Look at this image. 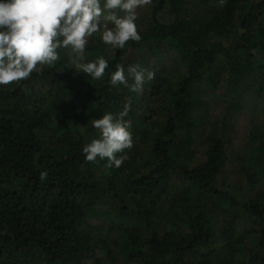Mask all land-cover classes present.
I'll use <instances>...</instances> for the list:
<instances>
[{
	"label": "trees",
	"instance_id": "16d2710c",
	"mask_svg": "<svg viewBox=\"0 0 264 264\" xmlns=\"http://www.w3.org/2000/svg\"><path fill=\"white\" fill-rule=\"evenodd\" d=\"M164 10L171 20L161 18ZM138 31L141 40L130 46L144 44L154 56L169 46L187 72L178 81L165 74L148 81L138 94L147 103L145 113L128 97L129 88L111 86L119 63L94 41L85 62L100 56L108 61L101 80L69 68V50L61 48L54 66L0 86V264H104L98 249L107 241L88 218L102 188L83 153L88 141L51 127L60 110L73 109L91 126L106 113L119 118L129 101L123 119L131 120L154 159L137 176L113 168L108 178L110 209L103 220L126 234L121 247L128 258L135 264H228L236 251H249L251 264H264V187L240 199L220 186L230 125L224 120L220 128L207 129L196 111L198 85L217 63L228 93L241 95L248 86L264 92V0H152L148 23ZM200 134L206 157L192 163ZM42 171L48 173L45 181L39 179ZM176 173L183 183L172 202L183 210L175 211L177 225L161 232L153 227L157 196ZM252 176L264 183V173ZM246 217L256 225L251 231L240 225ZM220 239L223 244L215 246ZM220 247L230 249L222 258Z\"/></svg>",
	"mask_w": 264,
	"mask_h": 264
},
{
	"label": "rangeland",
	"instance_id": "374dc122",
	"mask_svg": "<svg viewBox=\"0 0 264 264\" xmlns=\"http://www.w3.org/2000/svg\"><path fill=\"white\" fill-rule=\"evenodd\" d=\"M151 5L152 3L137 9L138 19L136 23L138 28L144 29L146 27L151 12ZM119 14L123 15L122 12ZM160 16L165 21L173 18V15L168 10H164ZM91 41H94L99 46V51L104 49L105 56L121 65L124 62L123 67H125L126 74L128 67L135 64H139L142 68L154 72L155 77L159 74H165L171 81H178L187 73L186 65L180 54L169 48V46H164L158 55L154 56L144 44L132 47L128 42L123 49H112L103 43L99 34H94L89 38L88 46ZM88 46L85 53L89 52ZM215 79L218 85H216ZM225 79L224 68L221 67L220 63L215 64L210 74L198 85L200 87L199 97L201 100L200 104H197L196 111L200 114V121L205 122L207 129L220 128L224 120L229 123V140L226 142L229 158L225 169L219 174L220 186L236 194L238 198L246 199L264 187L263 182L256 181L255 177L253 178L252 176L253 172L260 171L264 173V92L260 93L248 86V89L244 90L241 95L232 92L228 93L226 84H224L226 83ZM147 82L148 80H146L145 84ZM145 84L143 89L146 87ZM14 85L15 83L9 86L12 87ZM138 94L140 93L129 91L128 97H131L134 106L139 112L145 113L148 111L147 103ZM89 125L85 116L78 117L73 109L68 108L57 113L51 129L61 134L65 132H71L77 136L82 134L88 143H91L93 139L100 138V132L92 124L91 126ZM132 127L129 130L132 133L134 144L130 150L119 154L126 156L120 167H108V161L106 159L100 160L99 158H97L95 163L91 162L90 166L95 178L101 181L102 188L100 194L96 197V207L90 211L88 218L89 221L98 225L97 232L107 241L106 247L104 245L98 249L104 264H135L128 258L126 250L121 247L122 243L127 239L126 234L118 230H111L107 226L108 223L103 220L104 214L110 209L106 199L111 190L108 178L111 177L113 168L123 169L125 177L127 175L137 176L148 171L150 168L148 163L154 159L151 150L141 141L138 142L139 132L132 130ZM53 140L49 139L50 142ZM135 141L138 143H135ZM207 147V143L204 142V135H198L197 141L193 146L194 159L192 163L205 159ZM119 177L117 178L119 179ZM182 183V176L176 173L168 182V188L162 190L160 195L157 196V210H155L154 214L153 227L161 232L166 228L176 226L180 221L175 211H182L183 204L179 202L173 203L172 200L179 191L178 185H182ZM104 188H107L109 192L103 193L102 190ZM217 221L219 226L223 225V220L219 217ZM240 225L244 226L248 231L256 227L255 223L247 217L242 222L240 221ZM100 227L101 230L99 229ZM114 237H117L118 240L114 239ZM223 242L220 239L214 245L218 246L221 243L223 244ZM220 249V258L224 257L230 250L226 247H220ZM228 260V264H251L249 251H236Z\"/></svg>",
	"mask_w": 264,
	"mask_h": 264
},
{
	"label": "clouds",
	"instance_id": "9594fccd",
	"mask_svg": "<svg viewBox=\"0 0 264 264\" xmlns=\"http://www.w3.org/2000/svg\"><path fill=\"white\" fill-rule=\"evenodd\" d=\"M151 3L152 0H0V86L20 84L34 71L54 66L60 60L61 48L70 50L69 68L93 80L103 79L108 68L103 56L85 62L89 38L99 34L112 49H123L129 41L139 42L137 9ZM154 78V72L139 64L130 65L127 75L123 65L117 64L110 84H122L132 92L142 93L146 80ZM130 108L129 101L119 118L106 113L92 121L100 138L83 147L87 162L95 163L99 158L106 159L108 167L122 165L126 156L119 154L134 144L131 124L123 119ZM47 177V171L39 175L41 181Z\"/></svg>",
	"mask_w": 264,
	"mask_h": 264
}]
</instances>
